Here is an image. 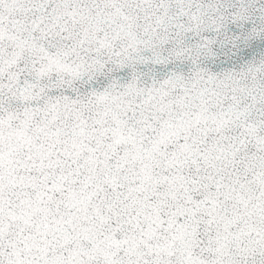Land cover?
<instances>
[{"label": "snow or ice", "instance_id": "obj_1", "mask_svg": "<svg viewBox=\"0 0 264 264\" xmlns=\"http://www.w3.org/2000/svg\"><path fill=\"white\" fill-rule=\"evenodd\" d=\"M0 264H264V0H0Z\"/></svg>", "mask_w": 264, "mask_h": 264}]
</instances>
